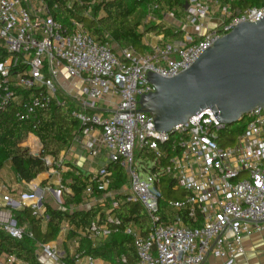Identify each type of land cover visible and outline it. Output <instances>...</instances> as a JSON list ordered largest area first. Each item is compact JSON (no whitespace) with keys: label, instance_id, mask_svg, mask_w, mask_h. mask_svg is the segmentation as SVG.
Instances as JSON below:
<instances>
[{"label":"built area","instance_id":"built-area-1","mask_svg":"<svg viewBox=\"0 0 264 264\" xmlns=\"http://www.w3.org/2000/svg\"><path fill=\"white\" fill-rule=\"evenodd\" d=\"M185 3L187 8L173 9L152 3L139 26L142 32L148 25L170 28L182 32L181 38L145 33L144 51L126 46L116 52L109 42L91 36L77 19L65 26L55 17L58 6L46 0H0V110L25 96L17 118L35 119L55 103L69 109L80 124L58 161L44 157L47 179L55 177L57 182L41 195L35 194L41 181L22 182L32 194L21 193L19 198L12 185L0 181V228L7 234L17 239L26 233L32 236L26 225H17L13 210L31 207L36 217L46 218L45 203L52 204L44 199L47 192L53 205L65 211L62 191L72 190L62 176L80 161L88 174L89 197L81 207L102 205L105 213V222L99 223V214L88 232L93 240L120 232L131 237L137 253L133 264H205L212 254L232 264L245 254L244 238L264 230V109L243 115V131L228 145L221 143L228 126L212 109L189 117L172 134L157 131L154 117L139 110L140 97L155 90L150 73L175 77L239 23L264 18V5L240 10L222 0ZM92 7L93 3L83 13L89 19L95 18ZM62 73L79 84L63 86ZM36 151L31 150L34 155L42 153L40 140ZM112 164L121 166L126 175L118 190L110 188ZM167 181L179 197L165 199ZM121 195L140 203L150 215L153 225L147 234L135 225L121 228L122 220L113 212ZM26 197L35 201L28 203ZM164 200L174 211L185 210L192 225L181 217L173 223L160 222ZM70 230L65 223L61 232ZM38 248L48 259L60 260L50 243ZM2 258L0 264H28L13 255ZM84 264L128 262L121 256L116 263H98L87 255Z\"/></svg>","mask_w":264,"mask_h":264},{"label":"trees","instance_id":"trees-1","mask_svg":"<svg viewBox=\"0 0 264 264\" xmlns=\"http://www.w3.org/2000/svg\"><path fill=\"white\" fill-rule=\"evenodd\" d=\"M49 5H57L58 11L55 17L65 26H68L71 18L83 23L86 30L97 41L109 42L123 48L133 46L139 51H144L143 37L145 33L155 32L165 34L166 39L181 38L182 32L175 33L170 28L157 25H148L145 31L139 29L142 20L140 14L147 13L152 3H159L161 8L183 7L187 0H46ZM231 2L233 9L244 10L248 7H261L264 0H222ZM93 3L94 19L84 16V11ZM139 13L136 16V13ZM102 13V14H101ZM101 14V15H100ZM143 19V18H142ZM25 96L13 101L4 110H0V170L4 162L9 161L14 173L20 182L37 185L41 180L38 177L49 170L44 161L45 156H52L56 161L62 151L69 145L73 136L80 130L79 121L72 116L71 111L58 104H51L40 110L35 119H19L16 114ZM241 123V122H240ZM242 124V123H241ZM221 140L222 145L232 144L236 137L243 131V124L232 128H226ZM29 133L37 136L42 145V153L34 155L31 149L24 145ZM37 139L30 137L27 145L37 143ZM110 169L114 175L111 189H121L126 183L124 169L118 164H112ZM38 177V178H37ZM63 184L71 188L72 193L62 191V206L65 211L55 205L45 203V216L36 217L31 207L13 210L14 219L18 226H27L32 233L24 234L22 239H17L7 234L0 228V259L6 255H13L17 259L28 264H47L40 260L38 255V244H48L55 241L62 227L67 223L72 228L70 236L80 235L83 244H86L85 253L94 258L104 259L116 263L117 258L125 256L128 264L137 260V253L131 237L123 232L113 234L103 241L92 244L93 236L88 232L92 222H105V213L102 205H93L82 208L81 205L88 199L86 188L88 185V174L78 166L63 174ZM171 183L166 182L163 186L165 199L179 197L170 189ZM96 195L99 192L96 191ZM119 206L114 213L122 220L121 228L130 225L137 226L142 234H147L153 225L150 215L138 202L127 201L124 195L118 196ZM160 222L173 223L181 217L185 224L192 225V221L185 215V210L174 211L164 201L159 207ZM67 260V259H64ZM67 264L70 261L67 260Z\"/></svg>","mask_w":264,"mask_h":264},{"label":"water","instance_id":"water-1","mask_svg":"<svg viewBox=\"0 0 264 264\" xmlns=\"http://www.w3.org/2000/svg\"><path fill=\"white\" fill-rule=\"evenodd\" d=\"M149 81L155 90L140 97L139 110L154 117L159 132L172 134L205 109L228 127L240 123L243 115L264 109V18L236 25L177 76L150 73Z\"/></svg>","mask_w":264,"mask_h":264},{"label":"crops","instance_id":"crops-1","mask_svg":"<svg viewBox=\"0 0 264 264\" xmlns=\"http://www.w3.org/2000/svg\"><path fill=\"white\" fill-rule=\"evenodd\" d=\"M151 41L153 43H157L158 39L152 38ZM36 145L39 147V143H36ZM78 167L81 170L82 169L84 170L85 169L84 162L80 161ZM9 169H11L12 172H9V171L7 172V170H0V181L12 185L14 187V189L16 190V194L25 193V192H21L19 189L20 186H21V188L25 187L22 184V182H21V185L14 183V181H13L14 178H17V180H19V179H18L17 175L14 173L11 165H10ZM70 169L71 168L69 167L68 171ZM39 176H42L41 182L46 180V182L41 185V188H45L49 184H55L57 182V179H55V177H52L48 180L47 179V176H48L47 172L42 173ZM42 193H43L42 189H39L35 192L36 195H41ZM45 195H46V193H45ZM55 198L58 200L57 194L55 195ZM51 203L53 204V201H51ZM87 208H89V207H87ZM71 230H72V228H71ZM71 230L69 233L60 232L57 239L50 243V245L53 247H56V250L59 252V254H60V260L59 261L55 262L51 259H48L46 257V255L44 254V252L42 251V249L38 248L37 252H38L39 258L42 262L47 263V264H67V260H68V261H70V264H84L85 263V257L87 255H90V254L85 253V250L87 248L86 244H83L84 242L82 241V237L80 235L75 236V237H71L70 236ZM261 235H264V230H262L260 232H255L251 236H247L244 238L243 245L245 248V254L236 258V262H238V264H241L242 262H244V259H245L244 257L248 255L247 254L248 249L251 248L252 246L256 245V243L262 237ZM103 240H105V239L92 240L93 241L92 244L95 245L96 242L103 241ZM64 259H67V260H64ZM76 259L78 260V262H76ZM96 259H97L98 263L109 262V261H106V260L100 259V258H96ZM3 261H4V259L2 258L1 262L3 263Z\"/></svg>","mask_w":264,"mask_h":264},{"label":"rangeland","instance_id":"rangeland-1","mask_svg":"<svg viewBox=\"0 0 264 264\" xmlns=\"http://www.w3.org/2000/svg\"><path fill=\"white\" fill-rule=\"evenodd\" d=\"M138 13H139V11L136 13V16H137ZM140 15H141L140 16V20H142V18L144 17L143 16L144 14H140ZM110 44L113 46V48H114V50L116 52L120 51L121 48L118 47L116 44H113V43H110ZM62 74H63V77L61 79V84L63 86H68L69 84H72V85L76 86V85L79 84L78 81L72 80L71 78L67 77L65 75V73H62ZM239 125L241 126L242 124L238 123L236 125H233L232 128H235V127H237ZM26 142L27 141H25V143H24L25 145H27ZM34 147H35V149H34ZM34 147L33 146L30 147L32 152H34V153L38 152V151H36L38 146L36 147V144H35ZM9 167H10V163H9V161H6V162H4V165H3L1 170H7V172L8 171L12 172L11 169H9ZM143 174H145V172H143ZM38 177H40V176H38ZM13 181H14L15 184H20L21 185V182H19V180H17V178H14ZM45 182H46V180H44L42 182V184H44ZM19 189H20L21 192H25L28 195L31 194L30 192H28L26 187H22L21 188V186H20ZM41 189L44 190V188H41ZM17 196L19 198V194H17ZM44 199H46V201H53L54 202V198L50 195L49 192L46 193ZM261 236L262 237L256 243V245H254V246H252L251 248L248 249V252H247L248 255L244 257L245 258L244 262H242L241 264H264V235H261ZM205 264H227V261H225L224 259H222V258H220V257H218L216 255H211ZM232 264H238V262H236V259L234 260V262Z\"/></svg>","mask_w":264,"mask_h":264},{"label":"bare ground","instance_id":"bare-ground-1","mask_svg":"<svg viewBox=\"0 0 264 264\" xmlns=\"http://www.w3.org/2000/svg\"><path fill=\"white\" fill-rule=\"evenodd\" d=\"M30 137H34V139L36 138L37 139V143H39V140H38V138L36 137V136H34V135H28V139L30 138ZM36 144V143H35ZM33 146V145H32ZM34 147V146H33ZM36 147H37V145H36ZM34 149H35V147H34ZM26 201L28 202V203H31V202H33V201H35V198H30V197H26Z\"/></svg>","mask_w":264,"mask_h":264}]
</instances>
